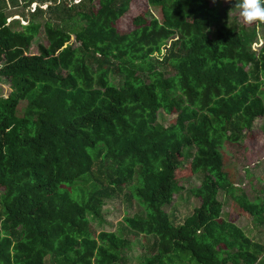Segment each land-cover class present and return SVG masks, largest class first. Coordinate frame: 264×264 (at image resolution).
<instances>
[{
    "label": "trees",
    "instance_id": "16d2710c",
    "mask_svg": "<svg viewBox=\"0 0 264 264\" xmlns=\"http://www.w3.org/2000/svg\"><path fill=\"white\" fill-rule=\"evenodd\" d=\"M1 2L38 7L19 29L0 6V76L13 88L0 97V264H124L127 232L154 240L140 264H262L264 246L219 201L264 225V201L238 189L229 151L264 138V124L253 130L264 120L260 23L238 25L235 0L223 11L212 0ZM161 111L176 115L168 126ZM196 174L199 206L177 225L165 208ZM123 195L144 215L96 236L92 223Z\"/></svg>",
    "mask_w": 264,
    "mask_h": 264
},
{
    "label": "rangeland",
    "instance_id": "374dc122",
    "mask_svg": "<svg viewBox=\"0 0 264 264\" xmlns=\"http://www.w3.org/2000/svg\"><path fill=\"white\" fill-rule=\"evenodd\" d=\"M80 0H78L79 2ZM227 3L225 0H217L215 3L217 8L220 11H223V5ZM1 8L5 13L7 18V24H13L15 26L29 25L30 21L33 19V15L36 14L37 4H34L31 7L27 6H17L8 2H1ZM147 5L144 1H140L134 4V9L131 12V16L122 22V29L125 32H128L132 29L130 24V19L133 16L140 14L144 11ZM43 10L47 9V5L42 7ZM239 10L234 9L232 12V17H239ZM151 16L153 18L160 19V13L157 10H151ZM240 18V17H239ZM48 19V14L45 15L42 21ZM232 21H234L232 19ZM242 19L238 21V25L245 26L242 23ZM20 23V24H17ZM255 24V23H254ZM249 25V24H248ZM252 25V24H251ZM251 25L249 29L251 28ZM257 37L256 44H254L253 49L258 51L260 47L264 44V23H260L257 27ZM48 44L45 30H42L41 36L35 42L34 53H37V47L40 44ZM74 43L72 39L71 43ZM119 78L117 82H119ZM10 80L0 76V97H8L10 93L13 92L12 86H10ZM28 102L25 101L20 106V111L22 114L27 111ZM176 117V115H166L162 111L159 114V123L168 126L170 122ZM264 124L263 119H258L255 122L253 127L255 135L259 133L262 125ZM253 133V134H254ZM257 139L253 144L246 145L242 143L241 146L230 145L229 151L232 152L236 158L239 160V166L236 168V183L238 189L245 193L246 197L251 202H258L260 200L264 201V161L258 166H254L258 163V160L264 157V138L258 134ZM237 146V149L235 147ZM186 153L190 155L184 161V166H187L191 162V156L194 152V149L185 150ZM201 174H196L190 178H187L185 183L186 190H183L179 195H177L171 206L165 208L166 213L173 215L172 219L177 225H182L184 221L193 213V210L199 206V202L196 198L192 197V193L188 190L189 187L198 188L201 181ZM128 191L125 189V192ZM129 192V191H128ZM219 201L223 203V218L228 219V215L237 214L239 215V220L236 221V225L244 230V232L255 242L260 243L264 246V225H261L255 218L238 209L234 211L235 204L231 199L224 195L223 192L219 195ZM104 213V222L101 224L92 223L93 233L99 235L102 232L107 233H117L119 234L123 228H125V219L134 217L135 215L141 214L144 215L142 208L138 205L137 201L131 200L128 201L124 195L122 197L115 198L111 201H107L103 210ZM124 236H129L128 239L132 242L129 249L124 250L125 262L124 264H140L145 258L150 257L154 254V251H150L149 247L154 241L151 236L145 235H134L130 232L125 233ZM264 259V258H263ZM196 264V261L193 262ZM264 264V261L263 263Z\"/></svg>",
    "mask_w": 264,
    "mask_h": 264
},
{
    "label": "clouds",
    "instance_id": "9594fccd",
    "mask_svg": "<svg viewBox=\"0 0 264 264\" xmlns=\"http://www.w3.org/2000/svg\"><path fill=\"white\" fill-rule=\"evenodd\" d=\"M212 2L216 3L217 0ZM225 2L232 3V0ZM233 8L239 10V15L246 24L264 23V0H235Z\"/></svg>",
    "mask_w": 264,
    "mask_h": 264
}]
</instances>
